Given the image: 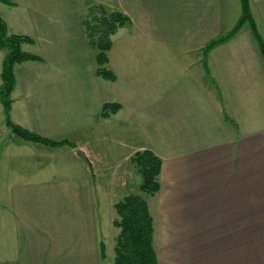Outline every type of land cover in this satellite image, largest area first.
Returning a JSON list of instances; mask_svg holds the SVG:
<instances>
[{"label": "crops", "instance_id": "obj_1", "mask_svg": "<svg viewBox=\"0 0 264 264\" xmlns=\"http://www.w3.org/2000/svg\"><path fill=\"white\" fill-rule=\"evenodd\" d=\"M10 1H0L7 33L31 38L21 50L40 58L13 67L11 122L67 140L51 126L58 73L63 57L74 72L82 62L86 139L113 125L129 165L99 178L90 163L99 155L21 139L0 101V264H114V204L139 188L131 157L144 149L161 161L158 191L141 194L158 264H264V62L249 24L202 63L203 47L240 17V0ZM249 5L264 42V0ZM93 6L129 19L111 34L103 65L83 23ZM5 54L0 47V86ZM111 103L118 109L103 117Z\"/></svg>", "mask_w": 264, "mask_h": 264}, {"label": "trees", "instance_id": "obj_2", "mask_svg": "<svg viewBox=\"0 0 264 264\" xmlns=\"http://www.w3.org/2000/svg\"><path fill=\"white\" fill-rule=\"evenodd\" d=\"M5 4H11L10 0H0ZM241 14L234 26L223 36L211 40L203 47L202 63L206 68L207 52L214 46L223 43L233 37L244 23H248L250 30L257 42L264 62V42L258 33L256 24L250 12L249 0H240ZM100 11V19L95 17L91 8L83 23L86 28L89 45L94 48L96 62L103 65L107 61L106 52L111 46L110 35L114 31L128 23V18L120 12L106 14L102 7H96ZM95 18L100 20L98 28L93 24ZM95 20V21H96ZM98 35V36H97ZM32 39L23 35H9L6 23L0 17V47L6 49L2 60L0 86V101L3 106V113L6 125L16 136L26 141L38 142L48 146L69 145L75 147L74 143L67 140L52 141L28 130L13 124L9 117L11 98L10 93L15 84L13 67L16 63L27 60H40L32 53L23 52L20 48L22 43H31ZM97 73L105 79L113 80L114 75L99 68ZM118 104H105L102 109V116L107 117L111 112L118 109ZM108 108H110L108 110ZM135 155V156H134ZM132 156L133 164L139 174V190L144 194H155L158 191V174L160 171V159L149 150L136 152ZM116 217L113 225L119 228V233L114 245V264H158L153 246V223L145 199L141 195H129L114 204Z\"/></svg>", "mask_w": 264, "mask_h": 264}, {"label": "rangeland", "instance_id": "obj_3", "mask_svg": "<svg viewBox=\"0 0 264 264\" xmlns=\"http://www.w3.org/2000/svg\"><path fill=\"white\" fill-rule=\"evenodd\" d=\"M92 8H95V10H93L95 17L99 18L101 14H100V11L98 10V8H96V6H93ZM103 10L106 12L107 15L112 13V12H115V11H112V12L106 11V9H104V8H103ZM88 14H90V13L88 12ZM88 14H86V17L88 16ZM96 19L97 18H95V20ZM99 19L96 21L94 20V22H93V24H95V26L97 28L100 25H102V23L100 24ZM128 21H129V19H128ZM27 26L31 27L29 22L27 23ZM85 30H86V28H85ZM86 34H87V32H86ZM23 36H25V35H23ZM21 45H20V48H21ZM65 58H66V56H65ZM62 63H63V65L59 69L60 73H58V78H59L58 81H59V85H60L58 98H56V100L58 102V104H57L58 109L53 110L55 112H53V114H52V123L53 124H51V126L57 128L58 133H61L60 139H67V141H69V142H75V143H80L82 145H86L87 150H89L91 153H96L97 155H99L98 156L99 161L96 163L94 161L95 164L92 162L93 160H90V158L93 159L92 156L89 157L90 163H92L94 166L93 167L94 170L100 171L97 174L99 176V178L104 177L106 175V173H107L106 171L108 170V167H109V169L111 168V170H112V167H115V166L119 167V164L121 165L122 169H124V171H125V168L128 167L129 163L123 161L122 149H121L120 141H119V139H124L122 134H121L122 132L116 131L114 129L113 125L108 124L107 130H106V126H104V127H102L103 130L100 131L101 133L96 132V134L98 136H101L100 137V139H101L100 143H99L100 139L97 135H96L95 141L90 143V145L93 144L92 146L89 145L88 139H86V133L82 127L84 125V118L86 119V116H88V114L85 113V110L83 109L84 98H85L84 95H86L85 94V91H86L85 79H86V77L83 74L84 72L82 71L84 68L83 63L80 62V64H82V67L80 69L76 70L75 72L72 71V70H75V68H71L67 65L68 64V57L66 58V60H64V57H63ZM109 109L110 108H108V110ZM45 117L48 119H51V116L48 117L45 115ZM126 135H127V138H125V140L128 142L135 143L136 140H138V138H139L137 133L134 131H128L126 133ZM69 147H71V146H69ZM139 151H142V150H139ZM136 152H138V151H136ZM136 152H134V154ZM64 158L66 160L67 165L70 166L71 169L76 168L74 163H73V159H71L69 156H65ZM77 159L79 160V162H81L80 164L82 166L86 167L87 164H89V161L87 162L85 159H81V158H77ZM131 159H132V157H131ZM131 162L133 164L132 160H131ZM134 168L137 171V168L135 165H134ZM111 170H110V172H111ZM137 173H138V171H137ZM124 176H126V175L124 174ZM135 194L141 195L144 193H142L138 188L134 192V195Z\"/></svg>", "mask_w": 264, "mask_h": 264}, {"label": "water", "instance_id": "obj_4", "mask_svg": "<svg viewBox=\"0 0 264 264\" xmlns=\"http://www.w3.org/2000/svg\"><path fill=\"white\" fill-rule=\"evenodd\" d=\"M78 154H79V156L85 158V154L83 152L79 151Z\"/></svg>", "mask_w": 264, "mask_h": 264}]
</instances>
